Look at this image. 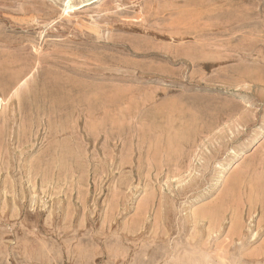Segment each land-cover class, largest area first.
<instances>
[{
  "label": "rangeland",
  "instance_id": "rangeland-1",
  "mask_svg": "<svg viewBox=\"0 0 264 264\" xmlns=\"http://www.w3.org/2000/svg\"><path fill=\"white\" fill-rule=\"evenodd\" d=\"M66 2L0 0V264H264V0Z\"/></svg>",
  "mask_w": 264,
  "mask_h": 264
},
{
  "label": "bare ground",
  "instance_id": "bare-ground-1",
  "mask_svg": "<svg viewBox=\"0 0 264 264\" xmlns=\"http://www.w3.org/2000/svg\"><path fill=\"white\" fill-rule=\"evenodd\" d=\"M83 1H87V4H85V5H88V4H90V0H83ZM96 2H101V0H96ZM86 3V2H85ZM66 5H67V7H69V8H73L74 7V5H75V3H74V0H67V2H66ZM77 5V4H76ZM75 9V8H74ZM70 12H71V10H70ZM70 12L68 11L67 12V14H70ZM17 79H19V78H17ZM20 81H21V79H19ZM23 80H24V78H23ZM18 81V80H17ZM22 82V81H21ZM19 83V82H18ZM16 85H17V82H16ZM14 87V86H13ZM19 87V86H18ZM3 100V99H2ZM261 133H257V134H255V135H253L252 137H250L249 139H248V141L246 142V144H245V147H244V149H248V146H250V144L252 143V142H254L255 140H257V139H259V138H261ZM242 152V149H238V150H235L234 151V156L233 157H231L230 158V162H232L233 160H235V158H239V157H241V153ZM229 162V163H230ZM221 215V214H220ZM238 225V224H237ZM238 227H240V226H238ZM242 229V228H241ZM239 230V229H238ZM203 254H204V256L203 257H205L204 259H207L206 257V255L208 254V253H206V252H203ZM202 256V255H201ZM208 260V259H207ZM197 261H200V259L199 260H197ZM196 263V262H195ZM194 263V264H195Z\"/></svg>",
  "mask_w": 264,
  "mask_h": 264
}]
</instances>
